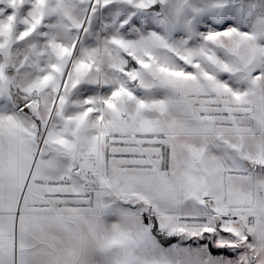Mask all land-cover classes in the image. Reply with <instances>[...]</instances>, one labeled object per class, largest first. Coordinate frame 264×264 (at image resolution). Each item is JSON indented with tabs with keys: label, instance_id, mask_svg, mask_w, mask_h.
<instances>
[{
	"label": "snow or ice",
	"instance_id": "obj_1",
	"mask_svg": "<svg viewBox=\"0 0 264 264\" xmlns=\"http://www.w3.org/2000/svg\"><path fill=\"white\" fill-rule=\"evenodd\" d=\"M0 264H264V0H0Z\"/></svg>",
	"mask_w": 264,
	"mask_h": 264
}]
</instances>
